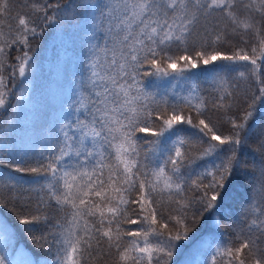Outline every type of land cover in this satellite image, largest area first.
Instances as JSON below:
<instances>
[{
	"label": "snow or ice",
	"instance_id": "6c2138e0",
	"mask_svg": "<svg viewBox=\"0 0 264 264\" xmlns=\"http://www.w3.org/2000/svg\"><path fill=\"white\" fill-rule=\"evenodd\" d=\"M31 7L43 14L45 23L39 30L27 15L18 14L15 25L10 23L12 0H0V108L7 103L2 75L6 47H30L29 37L40 35L49 25H61L74 14L76 6L42 0ZM79 7L90 12L93 42L85 54L81 92L69 104L71 111L55 128L45 131L38 145L16 146L0 139V168L14 169L17 174H47L46 182L40 185L44 197L37 205L39 214L17 215V220L37 248L52 251L48 245L51 239L56 246L55 259L17 261L0 249V264H109L104 257L111 256L113 249L116 257L111 264H173L174 254L182 251L181 242L190 241L189 234L200 219L211 214L219 227V220L231 215L238 194L233 181L246 167L240 149L255 131L248 122L256 102L264 104V83L260 82L264 0H82ZM213 10L229 23L221 26L218 19L208 21ZM98 33L103 43L96 42ZM248 34L259 40V50L256 45L250 48L252 55L244 48L232 55L216 50L217 45L233 39L247 44ZM190 44L202 49L195 53L196 59L173 54L187 53ZM16 59L20 63L12 68L11 75L15 77L18 70L24 76L32 58L25 51ZM177 60L191 68H197L198 63L237 62L223 67H243L257 81L259 95H253L240 122L229 118L232 130L224 139L217 134L209 110L194 109L197 123L191 114H182L183 107L192 106L190 96L169 103L147 89L148 76H167L169 69L183 73L184 68L177 69ZM241 61L249 63L240 65ZM239 76L244 77L245 72L240 71ZM212 79V108L231 110L236 102L234 84L226 72H213ZM225 85L233 90L228 91ZM198 91L196 85L189 86L190 94ZM157 123L159 131L153 132L152 138L136 135ZM184 125L195 131L183 135ZM4 136L0 129V137ZM256 143L261 159L245 186L248 197L241 209L245 238L235 251L259 253L261 258L255 264H262L264 130L256 136ZM198 145L203 147L197 159L216 157L220 162L201 171L190 170L189 153ZM30 163L35 166H22ZM3 190H7V198ZM31 191L18 175L0 176V207L25 197L31 199ZM186 191L198 195L189 199ZM40 205L63 214L53 223ZM126 224L136 225V229L125 228ZM8 233V225L0 219V238ZM126 238L130 239L125 243ZM231 251L229 248L225 257L219 248L214 249L211 264H216L217 256L231 264ZM235 264L245 261L238 259Z\"/></svg>",
	"mask_w": 264,
	"mask_h": 264
},
{
	"label": "trees",
	"instance_id": "16d2710c",
	"mask_svg": "<svg viewBox=\"0 0 264 264\" xmlns=\"http://www.w3.org/2000/svg\"><path fill=\"white\" fill-rule=\"evenodd\" d=\"M42 0H12L13 19L10 21L15 25V17L19 15L30 16L31 20L38 26L44 25L42 13L33 11L32 3H40ZM61 6L72 4L75 7L74 14H70V18L65 19L61 25H49L44 27L41 34L36 37H29L30 47L25 48L22 45H12L6 47V54L3 58L5 64L2 75L7 85V103L4 108H0V129L4 130L6 136L0 137L8 143L19 146L21 144L31 145L42 140L45 131L49 128H55L59 121L63 120L71 109L70 102L77 99L81 92V76L84 69L83 64L86 60V52L92 41V27L90 23V12L79 7L82 0H60ZM48 3H55V0H48ZM52 10H49L51 14ZM218 19L221 26L229 23L225 17L217 10H213L208 21ZM247 44L238 43L235 39L216 46V50L222 55H232L238 48L248 50V54L252 55L250 48L256 45L259 50V40L251 34L246 35ZM96 42L103 43L102 34L98 33ZM198 46L189 45L187 53L182 51H174L175 56L191 55L196 59L195 53L200 51ZM27 51L31 56L28 62L24 76H20L17 70L15 77L11 75V70L18 65L20 61L16 59ZM243 54V53H241ZM237 62L231 61H214L210 65H202L198 63L197 68H191L185 61H176L177 69L184 68L183 73L174 72L169 69L167 76H148L145 78L147 89L156 96L166 98L169 103H174L181 96H190L191 107H183L184 115L191 114L193 122L197 123L196 111L209 110V115L216 123L217 134L224 139L230 135L232 126L229 118L235 117L240 122V117L244 114V109L252 102L253 95H259V85L254 77L243 67L225 68L226 65H236ZM240 65L249 62H238ZM259 64L260 61L258 60ZM216 65V68H213ZM151 71V69H148ZM244 71L245 76L240 77L239 72ZM213 72H226L229 82L234 84L235 103L231 110L226 108L213 109L212 97L214 81L212 79ZM175 76V78H173ZM233 78H235L233 80ZM260 82L264 83V64L261 65ZM196 85L198 94L189 93V86ZM228 91H232L225 85ZM201 100L204 102L201 103ZM83 116V111L81 112ZM255 131L249 142L241 146L240 155L246 162V167L237 174L233 181L238 194L235 197V203L231 208V215L223 216L219 220L217 227V218L211 214H206L200 219L194 230L189 234L190 241H182V251L180 255L173 256V264H211V257L214 249L219 248L224 256L227 257L230 248L232 255L231 264H235L238 259H243L245 264H255L256 259H260V254H252L249 249H243L240 253L235 251L240 247L244 240V232L246 225L242 222L241 209L243 203L246 202L248 192L246 191L247 180L251 175L255 174V167L259 165L261 155L257 150L256 136L261 130H264V104L259 101L255 104V110L252 118L248 122ZM185 132L183 135H190L195 131L190 126L184 125ZM159 131V124H154L149 128L148 132H137L138 137L152 138V133ZM214 143L219 144V141ZM203 146L193 147L189 153L190 170L201 171L205 167H212L213 162L219 163L216 157H206L205 159H197L199 152ZM227 147V146H225ZM2 145H0V155H2ZM188 161H186V164ZM24 167H32L34 164L22 165ZM13 175L19 176L24 181L25 188H30L31 199L25 197L20 202L7 204L6 207H0V219H2L9 229L7 235L0 238V249H3L11 259L17 261H25L29 258L34 260L55 259V245L51 239L48 245H51L52 251H44L37 248L17 220V215L29 217L37 212V205L40 198L44 197V192L40 191V185L46 182V173H32L25 171L17 174L14 169L0 168V176ZM189 199L198 195L194 191H186L184 193ZM3 196L8 197L7 190H3ZM135 207V206H133ZM40 208L47 214L51 221L55 223L56 219L63 213H57L52 207L40 205ZM168 208L165 207L167 215ZM220 215H223L222 213ZM135 218V216H133ZM91 219V218H90ZM125 228L136 229V225H124ZM171 227V225H170ZM40 233H37L39 235ZM239 236V238H238ZM130 238L125 239V243ZM251 247V245H250ZM116 252L113 249L111 256H105L104 259L111 264L115 259ZM216 264H230L227 259L223 261L217 256ZM264 264V260H262Z\"/></svg>",
	"mask_w": 264,
	"mask_h": 264
},
{
	"label": "rangeland",
	"instance_id": "374dc122",
	"mask_svg": "<svg viewBox=\"0 0 264 264\" xmlns=\"http://www.w3.org/2000/svg\"><path fill=\"white\" fill-rule=\"evenodd\" d=\"M25 72H26V69H25Z\"/></svg>",
	"mask_w": 264,
	"mask_h": 264
}]
</instances>
